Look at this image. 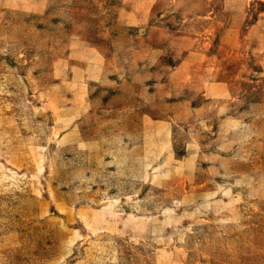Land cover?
<instances>
[{
    "label": "rangeland",
    "instance_id": "rangeland-1",
    "mask_svg": "<svg viewBox=\"0 0 264 264\" xmlns=\"http://www.w3.org/2000/svg\"><path fill=\"white\" fill-rule=\"evenodd\" d=\"M0 264H264V0H0Z\"/></svg>",
    "mask_w": 264,
    "mask_h": 264
}]
</instances>
